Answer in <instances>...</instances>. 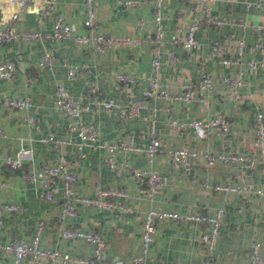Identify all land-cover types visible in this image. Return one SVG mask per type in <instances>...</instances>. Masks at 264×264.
<instances>
[{"label": "crops", "instance_id": "1", "mask_svg": "<svg viewBox=\"0 0 264 264\" xmlns=\"http://www.w3.org/2000/svg\"><path fill=\"white\" fill-rule=\"evenodd\" d=\"M85 0H56L51 12L46 16L39 13V0H31L23 9L15 1L0 0V18L6 20L13 11H19L16 27L38 28L41 31L51 29L52 21L58 14L70 22L75 31L89 33L83 25ZM97 28L103 31L141 35L150 31L153 22L151 0H139L127 5L120 0H93ZM212 11L224 19H241L243 26H231L228 23L212 25L203 23L196 31L198 44L190 50L172 41L175 37H185V27L193 12L182 0H165L162 5V21L165 42L161 51L160 77L178 88L181 81L191 79L199 81L201 71L206 69L212 77V87L207 93V103L193 98L188 102L174 98L148 97L137 108V113L126 111L125 91L130 90L132 97L141 96L144 80H138L129 87L120 85L112 77L115 70L132 72L143 77L151 70L150 44L141 41L137 45L116 44L104 50L94 49L90 45L79 44L71 37L54 39L43 38L24 40L11 38L0 44V56L12 59L16 65L10 77L0 75V92L9 96H28L29 109L36 120L28 123L24 111L6 107L0 101V126L6 130V136H0V179L5 184L0 189V199L15 201L21 209L4 211L0 227V241L10 239H30L39 219L43 220L39 245L58 248L71 256L89 255L92 245L81 237L60 235L55 219L62 202L60 184H56L51 199L39 195V186L43 176L42 166L66 156L75 171L74 188L76 193L94 195L96 186H121L126 191L120 199L131 205V211L115 214L114 208L96 207L77 203V213L67 217V224L98 231L106 240L103 257L107 260L115 256L130 257L143 252L146 264H201L207 257L206 247L200 238L205 226L194 220L163 219L158 223L154 238L144 251L141 250L142 213L151 203L167 209L181 211L213 210L218 205L225 207L214 246V256L210 264H246L249 243L258 239L261 243V262L264 264V194L254 191L242 195L213 190L202 183L206 176L209 183L214 180L239 181L251 180L259 185L264 177V151L260 153L253 143L254 118L256 113L264 115V70L250 68L246 64L249 57L262 58L264 49L255 45L264 39V32L250 27L251 22L264 20V8L253 0H213ZM182 9L184 18L177 19L175 12ZM233 33L232 40L242 38L245 43L239 64L221 63L216 55L209 51L213 40H221ZM229 46V45H228ZM227 46V47H228ZM45 49H51L54 61L50 67L38 63V57ZM235 48L228 47V55L233 56ZM174 56L175 58H173ZM173 58V60H172ZM62 59L88 63V70L72 78L67 77ZM202 61V63H201ZM243 70V84L239 87V96L224 85L222 75ZM55 81L60 82L75 98L90 101V108L80 114V119L93 122L103 139H115L134 133V143L144 146L149 130L154 128L161 141L170 145L196 146L199 149L231 150L248 153L254 159V167L244 166L242 161L229 164L217 161L206 165L202 158L195 161L190 176L180 167L173 166L169 156L159 151L152 161H148L143 151L124 150L116 155L117 160L127 159L130 169H124L120 175L104 162L106 149L85 146V154L79 156L73 141L54 142L41 140L50 129L55 135L64 137L67 133V117L54 103ZM89 83L96 85L99 97L112 99L113 105L105 108L87 96ZM223 98H219L220 96ZM216 112L224 113L231 127L226 136L220 137L209 131L205 137H198L192 128L178 133L173 125L166 123L170 114L181 119L201 116L209 117ZM73 139L77 138L75 133ZM30 148V154L24 158L23 168L33 169L37 179L22 176L23 168H10L3 161L7 152L18 146ZM156 168L165 179L164 187L154 200L142 193L136 184L131 169L133 167ZM11 253L0 248V264H10ZM21 264H34L30 256L23 257ZM39 264H46L41 257ZM55 264H82L75 260L63 262L56 258Z\"/></svg>", "mask_w": 264, "mask_h": 264}, {"label": "built area", "instance_id": "2", "mask_svg": "<svg viewBox=\"0 0 264 264\" xmlns=\"http://www.w3.org/2000/svg\"><path fill=\"white\" fill-rule=\"evenodd\" d=\"M19 4L23 9L31 0H9ZM56 0H39V13L41 16L48 15ZM122 3L132 5L139 0H120ZM165 0H151L153 11V22L150 31H146L141 35H131L128 33H117L111 31H103L97 28V20L93 5V0H85L83 25L89 29V33L75 31L72 24L68 22L62 14L56 15L52 21L51 29L41 31L38 28L16 27L15 21L19 19L20 12L13 11L9 18L2 20L0 18V44L4 40L11 38H20L24 40L43 38L46 36L54 39L63 37H71L74 41L83 45H90L94 49L104 50L107 47L121 43H129L133 45L139 44L141 41H148L150 44V65L151 70L143 77H137L132 72L115 70L112 77L120 85L129 87L136 83L139 79L146 82L141 89V96L132 97L130 90L125 91L126 103L125 108L128 114L137 113V108L148 97L157 99L160 97H172L188 102L193 98L198 99L201 103H207V93L212 87V77L208 70L203 69L199 81L196 83L191 79L181 81L178 88L160 77L161 70V51L165 42L164 28L162 21V5ZM192 10L193 16L188 19L185 27V37H175L173 42L181 45L185 50H190L198 44L195 31L205 22L212 25H220L228 23L231 26H243L245 22L241 19H224L217 16L212 11L211 3L213 0H182ZM258 6L264 8V0H253ZM177 19H183L182 9L175 12ZM250 27L264 32V20L259 22H251ZM233 33H228L221 40H213L210 43L209 51L216 55L218 60L224 64H239L242 59V50L245 41L242 38L232 40ZM235 48L233 56L228 55V47ZM259 49H264V39L255 42ZM228 46V47H227ZM175 58L174 56H172ZM172 58V60H173ZM54 61V55L51 49H45L38 57V63L50 67ZM246 64L254 69L261 68L264 70V60L262 58L249 57ZM65 65L66 75L72 78L82 72L88 70V63L83 61L77 63L62 59ZM202 63V61H201ZM15 61L12 59H3L0 56V75L8 78L12 75L15 68ZM243 70L238 68L233 73H224L222 81L224 85L230 87L234 91V96H239V87L243 84ZM87 96L94 95V100L105 108L113 105L112 99L99 97V91L95 84L89 83ZM219 98H223L221 95ZM0 101L6 107H13L24 111L28 123L36 120V115L29 109L30 99L28 96H9L0 92ZM54 103L67 117L66 128L67 133L64 137L57 136L52 130H48L45 135L40 137L41 140H50L54 142H71L73 141L77 154L83 156L85 154L84 147L89 145L92 147H103L106 154L103 157L104 162L113 170L116 175H120L124 169H130L131 163L127 159L117 160L116 155L124 150L143 151L148 161H152L155 154L159 151L165 152L173 166L180 167L185 175L190 176L193 171L195 161L202 158L206 165L214 164L217 161L233 164L236 161H242L244 166L248 168L254 167V159L248 154L240 151L231 150H212L209 148L199 149L196 146L186 145H170L163 143L155 133L154 128H150L147 142L144 146L134 143L133 132H128L125 136H119L115 139H103L99 136V129L93 122H85L80 119V114L89 110L90 101L73 97L64 85L55 81ZM166 123L173 125L175 130L182 134L187 128H192L198 137H205L209 131L215 135L226 136L230 130L231 123L228 117L222 112H216L209 117H191L188 119L178 118L173 113L169 115ZM75 133L76 139L72 134ZM7 132L0 126V136H6ZM253 143L258 147L260 153L264 151V115L256 113L254 118ZM31 149L22 145L15 148L12 152H7L3 161L10 168H23L24 158L30 154ZM43 176L39 186V195L45 199H51L56 184H60L62 190V202L58 216L55 219V225L62 236L81 237L89 241L92 245V251L89 255L71 256L69 253L62 252L58 248L42 247L39 245L40 231L43 226V220L39 219L34 232L30 239L17 238L7 241H0V248L11 253L10 264H21L24 256H30L34 264L41 262V257L45 258L46 264H55L56 258H61L65 263L70 260L78 261L82 264H146L143 252L132 254L130 257L115 256L111 260L103 257V250L107 243L105 238L98 232L88 228L73 226L67 224V217L74 216L77 213V203L93 205L96 207L114 208L115 214L131 211L132 207L128 203H124L120 199H110L109 196L123 197L126 195L125 189L113 185H98L94 195L76 193L74 188L75 171L65 155H61L57 160L44 163L42 166ZM138 189L144 193L150 200H154L156 194L162 190L165 184L164 176L153 166L133 167L131 169ZM22 176L26 179H37L36 172L33 169H22ZM202 183L210 186L217 192L232 193L237 192L246 195L252 191L264 194V177H262L259 185H255L251 180L240 179L239 181L231 180H214L209 183L206 176H203ZM5 184L0 179V189ZM21 209L19 203L10 200L0 199V227L2 225V214L4 211H18ZM225 207L218 205L213 210H196L181 211L179 209H167L153 205L152 203L145 208L141 221V250L146 249V245L154 238L158 228V223L163 219L177 220H194L200 226H205L201 230L200 238L206 247V259L201 264H210V260L214 256V246L219 233V227L224 215ZM261 243L258 239H252L249 243L248 259L246 264H259L261 262ZM166 264V263H159Z\"/></svg>", "mask_w": 264, "mask_h": 264}]
</instances>
